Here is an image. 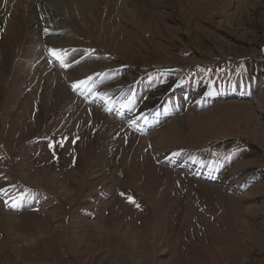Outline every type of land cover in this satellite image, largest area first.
<instances>
[{"label": "rangeland", "instance_id": "374dc122", "mask_svg": "<svg viewBox=\"0 0 264 264\" xmlns=\"http://www.w3.org/2000/svg\"><path fill=\"white\" fill-rule=\"evenodd\" d=\"M133 2L0 0V264H264V0Z\"/></svg>", "mask_w": 264, "mask_h": 264}, {"label": "bare ground", "instance_id": "6f19581e", "mask_svg": "<svg viewBox=\"0 0 264 264\" xmlns=\"http://www.w3.org/2000/svg\"><path fill=\"white\" fill-rule=\"evenodd\" d=\"M34 3H36V6L39 8V10H36L34 8V24H32V31L33 32H37L38 30H40V21L38 19L44 17L42 16L43 14H46L48 17H50L48 14L49 11L53 10L54 11H57L59 13H63L66 17H70L71 16V7L74 9H77V10H83L85 9L86 5L85 3L87 2V0H31ZM135 2V0H134ZM133 2V3H134ZM25 4V3H24ZM127 5V3H126ZM135 5V4H133ZM6 7V6H5ZM134 7V6H133ZM127 9L128 10H131L128 8L127 6ZM72 10V11H73ZM133 10V9H132ZM78 12V11H77ZM55 14V13H54ZM58 14V13H57ZM68 15V16H67ZM59 16V15H58ZM65 18V17H64ZM66 19H70V18H66ZM69 21V20H68ZM3 22V21H2ZM75 22V21H74ZM46 24V23H45ZM51 26H55L57 25L56 21L54 22L53 21H49L47 22V27L49 28ZM60 26V25H59ZM58 26V27H59ZM44 28H46L44 26ZM50 38H51V41H54V43H60L62 42L63 40L61 39V37H58L57 34L53 33V34H50L49 35ZM50 69V68H49ZM46 70V68H45ZM51 70V69H50ZM42 71V70H41ZM44 72V70H43ZM76 72H79V71H76ZM50 73L49 72H44V76H48ZM43 77V76H42ZM44 78V77H43ZM48 80V79H47ZM46 81V80H45ZM40 82V81H39Z\"/></svg>", "mask_w": 264, "mask_h": 264}, {"label": "snow or ice", "instance_id": "6c2138e0", "mask_svg": "<svg viewBox=\"0 0 264 264\" xmlns=\"http://www.w3.org/2000/svg\"><path fill=\"white\" fill-rule=\"evenodd\" d=\"M55 54V53H54Z\"/></svg>", "mask_w": 264, "mask_h": 264}]
</instances>
